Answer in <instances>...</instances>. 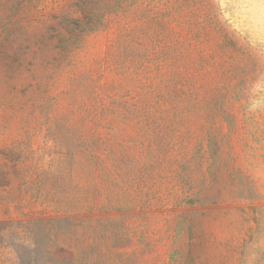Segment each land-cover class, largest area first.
<instances>
[{
  "label": "rangeland",
  "instance_id": "rangeland-1",
  "mask_svg": "<svg viewBox=\"0 0 264 264\" xmlns=\"http://www.w3.org/2000/svg\"><path fill=\"white\" fill-rule=\"evenodd\" d=\"M0 264H264V0H0Z\"/></svg>",
  "mask_w": 264,
  "mask_h": 264
}]
</instances>
